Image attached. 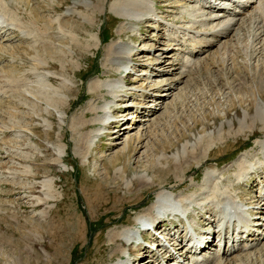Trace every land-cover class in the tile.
Masks as SVG:
<instances>
[{
  "label": "rangeland",
  "instance_id": "rangeland-1",
  "mask_svg": "<svg viewBox=\"0 0 264 264\" xmlns=\"http://www.w3.org/2000/svg\"><path fill=\"white\" fill-rule=\"evenodd\" d=\"M5 1L0 4L5 18L0 19V264H115L122 256L132 264L151 263L149 253L144 255L147 245L110 237L127 225L137 232L135 216L146 213L162 187L180 199L191 222L214 217L207 221L211 230L225 195L238 193L249 206L257 202L255 213L261 211L264 197L253 199L264 191V182L253 181L252 190L253 178L242 180L247 175L237 178L236 173L246 169L245 163L261 165L264 158V116H256L258 107L264 108V14L259 16L263 28L248 24L231 31L195 54L185 68L170 63L153 68L156 52L171 43L169 35L179 41L168 47L166 59L186 54L175 53L180 41L191 40L178 38L185 18L174 11L193 0H148L162 9L154 6L152 19L137 23L113 11L110 5L119 0H13L10 6L11 0ZM175 18V26L164 23ZM49 21L52 25L42 29ZM185 26L186 33L203 31ZM116 42L132 45L128 69L115 68L108 59L107 48ZM181 68L186 70L182 76ZM117 79L124 81L128 95L124 89L114 97L104 87L92 88L100 80ZM155 83L160 85L154 88ZM106 103L111 105L109 124L100 120ZM82 122L88 123L83 129ZM93 131L99 135L90 142ZM140 132L146 135L139 141L135 136ZM130 138L125 157L109 163ZM146 154L158 170L145 171ZM189 154L206 155L198 161V155ZM142 174L148 182L139 180ZM261 174L264 167L251 176ZM165 218V226L176 223L180 231L174 233L186 237L185 219L178 214ZM255 229L245 241L256 239ZM239 242V248H229L231 264H264V236L245 249ZM222 246L217 242L207 249L212 256L201 259H211ZM160 252L154 257L163 258ZM142 254L145 259L137 258Z\"/></svg>",
  "mask_w": 264,
  "mask_h": 264
},
{
  "label": "bare ground",
  "instance_id": "bare-ground-1",
  "mask_svg": "<svg viewBox=\"0 0 264 264\" xmlns=\"http://www.w3.org/2000/svg\"><path fill=\"white\" fill-rule=\"evenodd\" d=\"M6 1L8 2V0H6ZM12 1L13 0H11V3L10 2L8 3L9 6L10 5H13L12 4ZM186 1H189V0H186ZM193 1L194 2L197 1L198 2V6H195L194 7V5H193V6L189 7V5H191V3H192V2L189 1L188 5L183 6V7L186 8V10H189L190 9L191 12H188V15H190V18H192V22H198L199 25H201V23L203 22V24L200 26V27H203L202 33L200 35H197L194 32L189 31V37H190V40L191 41L188 42V43H185L183 41H180V44H178L180 46H177L178 51L175 52V53L178 54L181 51L184 52L186 50V52H184L186 54H184L180 58H178V56H177L172 61H168L166 59L167 58V54H168V51H167L168 47H170L171 44L172 45H175V41H179L177 38H175L174 36H171L170 35L168 38L172 42L169 44V46H167V48H160V50L158 52H156V55H154V59H153L154 62H153V64H155V65H153V68L158 67L157 65H159V68H161L162 65H165V64H168V63H170L172 65L181 64L182 67L184 66V68H185V66L187 65V61H189L191 59V56H193V54L195 55L198 52L204 51L206 49V48H204L205 46H212L215 43L218 44L219 43L218 41L222 37H226L227 35H229V33H231V31H233V30L235 31L236 29L239 30L241 28H244L248 24H250V25L251 24L252 25L253 24H256L260 28H263L262 25H259L261 23V21L259 20V16L260 15L263 16V14H264V0H229L228 2H225V0H213V1H211V0H193ZM206 1H209V2H206ZM5 2H3V3H5ZM26 2H27V0H26ZM220 2H222V3H220ZM0 4H1V0H0ZM23 4H24V2H23ZM251 4H253V10L249 13L251 15L248 16V17H244V18L241 17V16H239L240 15L239 12L242 13L243 9H247L248 6H250ZM202 5L205 7L204 11H203V6ZM110 6L113 9V11H115L117 13L118 16L121 15L122 17L125 16V17L131 18V19H135L136 20L135 21L136 23H137V21H144V20H147V19L151 18L152 16H150V14H151V12L153 10L152 8H154V5L152 3H150L148 0H119L117 2H113ZM180 7H182V6H180ZM199 7H201V8H199ZM239 8H241V9H239ZM34 9L35 8H33L31 10V13H33ZM0 10H2V13L4 12L3 9H0ZM9 10H11V9H9ZM226 11H227V13H226ZM153 14H155V11H154ZM6 16H8V14ZM1 18L2 17H0V19ZM3 19H5V18L3 17L2 20ZM10 23H12V22H10ZM48 23H47L48 25L46 23H44V26L42 27V29L43 28H48L47 26H51L52 25L51 24L52 21H49ZM173 24H175V22ZM5 26H7V24ZM173 26H175V25H173ZM191 26H193V25H191ZM186 27L187 26H183V28H186ZM175 36H176V34H175ZM186 40H187V38H185L184 41H186ZM227 42H228V40H227ZM188 45H191V47L188 46ZM7 47H9V46H7ZM131 47H132L131 44L122 43V42H116V43L110 44L108 46V48H107L108 49V54H109L110 57L109 58L107 57V58L110 59L111 61H113V63H115V66H116L115 68H124V69L127 68L128 69L129 67L132 66L127 61L128 55H130V54L133 53V52H131V51H133ZM1 48H3V47H1ZM15 48L16 47L14 46L13 49H15ZM13 52H15V50H13ZM177 54H175V55H177ZM181 55L182 54H180V56ZM168 56H170L172 58V55L171 54L168 55ZM108 62H110V61H108ZM39 63H40V61L36 62L35 64L37 65ZM153 68H152V70H153ZM184 68H181L180 75L181 74L183 75L185 73L186 70ZM162 71L168 72L169 69L168 68H164V69H162ZM181 76L179 78H181ZM38 80H40V79H38ZM100 82H97V83H94L93 84V87H92L93 90L94 89L98 90V89H101L102 87H104V89L107 90L108 94L111 93L114 97L120 96L119 93H118V91L123 90V89L125 91V92L122 91V92H124L123 95H128L129 94V91H127V88L128 87L125 86L126 84L121 79H117L115 82H111V80L109 82H107L106 80L105 81L100 80ZM159 85H160V83H155V87L154 88H156V86H159ZM124 86L126 88H123ZM94 87H98V88H94ZM140 89H141L140 91H142V93H144L143 90L146 91L145 87L144 88H140ZM66 90H68V89H66ZM152 95H153V93L150 94V97ZM164 95H166V94H164ZM161 96H163V95H161ZM60 98H61L62 103H63L62 96ZM61 105H63V104H61ZM110 107H111V105H109V103H106L104 105V107H103L104 114L100 117V120L104 124H109V121H105V118L108 117L109 115L110 116L112 115ZM93 111H95V109H93ZM87 114H88V112L84 113V116L86 117ZM256 116H260V117L262 116L263 117L264 116V108H261V107L259 108L258 107ZM107 119H109V118H107ZM255 119L256 118H254V121H255ZM149 120L151 121L152 119H149ZM87 124H88L87 122H82L80 124V128L83 129L84 127L87 126ZM124 128H128L127 125L124 126ZM262 131H264V130L262 129ZM98 135H99V132H97V131H93L91 133H88V136H87L88 141L92 142L94 140V137H97ZM144 135H146V132H140V133H138L135 136V138L140 141V139H143L144 138ZM133 139L132 138L127 139V142L124 144V147L122 148V150L120 152H118V155H116V158L115 159L112 158V160H110L109 163H115L116 162V159H122L123 157H125L126 152L129 151L130 148L132 147V144H133L132 141H133ZM260 142H262V140ZM134 148L135 149L138 148V145H137V147H134ZM184 149H186L185 145H184ZM206 154H208V153H206ZM206 154H197L198 156L195 155L197 157H195L192 154L191 155L189 154V155H187V157L190 158L192 156L193 158L195 157V159H198V161H199L200 158L204 157ZM149 155H151V154H146L145 155L147 157V159L149 158ZM180 155L179 154L175 155L176 156L175 158H179ZM162 156H164V154H162ZM183 158H185V156ZM139 162L140 161H138V163ZM147 162L149 164H146V166H144V169H145L146 172H149L150 170H155V171L158 170L157 168H155L156 166H155V164L153 162H151V159L150 158L147 160ZM243 164H244V159H243V162H241L240 166H242ZM183 166H184V164H183ZM245 167H247V164L246 163H245ZM182 168L185 169L184 167H182ZM124 171H128V165H125ZM241 174H242V172H241ZM142 175L143 176H139L138 177L139 180L141 182H148L149 181V178H147V175L146 176H145V174H142ZM181 175L178 176V182L177 183L181 182V180H182ZM210 175L211 176L208 175L210 178H213L212 176H215V174H213V173H211ZM166 176L167 175H165V177ZM176 197L177 196H173V194H171L169 191H167V189H165V188L162 187L157 192L156 199L147 208V210H145L146 213H143L141 215L136 216L135 219L143 220V219H146L147 218L146 215H149L154 220H156V219L158 220L159 219L158 220V223L159 224L162 223V226H165V223L163 222L164 220L163 219L161 220V218H163V217H160V214H169V213L176 214V211L179 209L180 205L182 204L181 201H180V199H178ZM219 199H221V198H219ZM223 199H225V202H226V203H223V204H226V207L227 206L229 207V212H230V215L231 216L228 217V218H225V216H224L221 219L222 220V224H221L222 225V227H221L222 228V231L219 233L221 239L222 238L223 239L227 238L228 241L230 240V234H229L230 226H231V230L233 231V229L235 228V226L238 224L237 221H239V224H240L239 226H241V228L242 227H245V229H247V231L243 233V234H245V236H244L245 239L247 238V232L250 233L249 236H251V234L253 235V233H252L253 230H250V229L254 228L253 225L255 223L247 215V213H249L250 210L249 209L245 210L236 201V199L233 196H231V195H225V197ZM231 207L234 208L233 212L230 211V208ZM220 208H221V206H220ZM260 208H262V205H260ZM142 216H145V217H142ZM225 226H226V231H224V229H223ZM163 229H164V227H163ZM174 232L175 231H173L172 234H176L177 233V235H178V232H176V233H174ZM209 232L210 231H208V233ZM239 232H240V230L237 231V233H239ZM135 234H136V229L132 225H130V226L127 225L125 227H122L119 230H116L112 234V236L110 238L115 239V240L122 241L121 240L122 238H125L126 240H128L131 237H134ZM205 234H207V233L205 232L204 235L203 234H199V237H196L194 239V242L190 246L183 247V245L185 244L186 237H183L182 238V236L179 233V238L180 239H177V241L174 242V243H172V242L170 243V245L172 246V248H174L175 251L174 250L173 251H170L169 248H166V247H163V246L162 247H159L158 246L159 243H158L157 246H156L155 251H153V253H152V256H153L152 257V260L155 259V260L161 261L160 264H188L187 261H185V260L188 257V254L187 253H188L190 247H194V250L192 252H195V251L196 252H200L205 246L208 247V245L211 243V241H210L211 238H209V239L208 238L207 239H204L203 238V236H205ZM173 236H169V237L172 238ZM239 238H241V240L244 239V238H242L241 235H239ZM190 239H192V238L190 237ZM252 239L256 240L253 237L250 238V240H252ZM250 240H247V241H250ZM197 244H198V246H197ZM246 245H247V242L244 241V244L242 245V247L245 248ZM143 246H146V245H143ZM197 247H199V251L197 250ZM242 247H240V248H242ZM229 248L230 249L235 248L234 247V244H232L231 247L224 248V252L222 254L223 257L221 259H223L225 257V260L219 259L218 263H215V264H231V260L229 258H227V255L229 254V250H230ZM159 251H161L162 253L164 251V254L162 255L163 258H161V259L154 257V255H156ZM161 252H160V254H161ZM172 252L174 254L180 255V258H179L178 255H174ZM217 254L214 255L211 259L210 258H208V259H200V260L196 259V260H194V262H190L189 264H191V263L192 264H209V263L211 264L212 261H217V259H216ZM249 255H250V253H249ZM144 261L145 260H143V262ZM114 263L115 264H130L131 262L129 263V259H126V258H124L122 256L120 259H118ZM154 264H156V263L154 262Z\"/></svg>",
  "mask_w": 264,
  "mask_h": 264
}]
</instances>
